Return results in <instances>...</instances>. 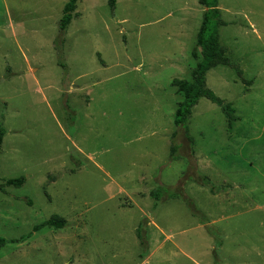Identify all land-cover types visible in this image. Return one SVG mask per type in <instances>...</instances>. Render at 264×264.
<instances>
[{
  "label": "rangeland",
  "instance_id": "rangeland-1",
  "mask_svg": "<svg viewBox=\"0 0 264 264\" xmlns=\"http://www.w3.org/2000/svg\"><path fill=\"white\" fill-rule=\"evenodd\" d=\"M67 1L0 0V184L26 178L0 191V236L15 241L0 264H264V0H219L234 66L207 86L239 121L201 98L186 127L218 195L190 182L186 159L169 162L172 82L201 60L199 0H79L62 34ZM184 177L219 240L185 203L153 208L151 191ZM53 215L63 229L33 232Z\"/></svg>",
  "mask_w": 264,
  "mask_h": 264
},
{
  "label": "trees",
  "instance_id": "trees-1",
  "mask_svg": "<svg viewBox=\"0 0 264 264\" xmlns=\"http://www.w3.org/2000/svg\"><path fill=\"white\" fill-rule=\"evenodd\" d=\"M79 0H68L65 3L62 10V17L59 23V28L62 34L67 32L70 27L77 10V4ZM118 0H108V5L112 10L116 9ZM199 4L203 6L204 13L202 17V23L196 36V49L192 52L194 59L199 60L197 50H200L201 60L197 62L196 67L191 74V80H179L175 79L172 85L182 94L183 100L178 104L174 124L176 131L171 137V152L169 156V162L186 159L189 167L190 182L196 183V185L207 188L213 195H218L220 191L225 188L222 185H216L212 179L203 173H201L197 167V160L195 158L196 151L194 145L196 144L193 139L188 137L189 130L186 128L187 124L192 116L195 106L199 103L201 98H206L214 104H217L225 117L228 120V126L231 128L234 122L239 121V117L236 114V110L231 104H224V102L207 86V74L218 66H234L232 65L229 57L227 56L226 49L221 43L219 29L226 26V22L222 19V12L219 8V0H199ZM63 45L61 46V51ZM60 51V53H61ZM62 67L64 63L59 60ZM186 129V130H185ZM6 135L5 128L0 124V151L2 150V144ZM185 144H188L190 152L188 156H181V149ZM188 178H183L178 181L174 186H166L163 183H159L158 186L151 191V198L154 200L153 208L157 209L158 206H162L170 201H180L185 203L195 218H197L201 224H204L205 230L210 237L215 240L213 227L209 224L208 217L202 210L198 208L196 202L185 194V186ZM26 183L24 176L14 179H8L0 184V191L5 192V187H22ZM67 224L64 217L59 215H53L50 219L42 222L33 228V232H39L44 228H50L54 230L63 229ZM141 227V226H140ZM137 236L139 238L141 247L144 251H147V236L142 234V227L137 229ZM141 231V232H140ZM219 240V239H217ZM15 241H9L8 239L0 236V250L7 244ZM217 246V245H216Z\"/></svg>",
  "mask_w": 264,
  "mask_h": 264
}]
</instances>
